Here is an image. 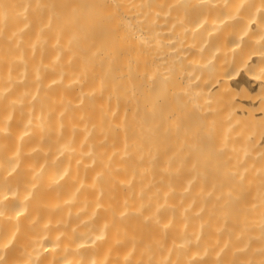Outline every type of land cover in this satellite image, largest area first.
I'll list each match as a JSON object with an SVG mask.
<instances>
[{"label":"bare ground","instance_id":"bare-ground-1","mask_svg":"<svg viewBox=\"0 0 264 264\" xmlns=\"http://www.w3.org/2000/svg\"><path fill=\"white\" fill-rule=\"evenodd\" d=\"M0 264H264V0H0Z\"/></svg>","mask_w":264,"mask_h":264}]
</instances>
